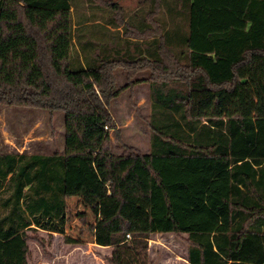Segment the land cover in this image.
I'll return each mask as SVG.
<instances>
[{
    "label": "trees",
    "instance_id": "1",
    "mask_svg": "<svg viewBox=\"0 0 264 264\" xmlns=\"http://www.w3.org/2000/svg\"><path fill=\"white\" fill-rule=\"evenodd\" d=\"M143 1L0 0V103L65 112L63 151L0 152V264L107 196L149 203L110 264H152V233H185L190 264H264V0ZM144 82L150 150L116 153L111 102Z\"/></svg>",
    "mask_w": 264,
    "mask_h": 264
},
{
    "label": "rangeland",
    "instance_id": "2",
    "mask_svg": "<svg viewBox=\"0 0 264 264\" xmlns=\"http://www.w3.org/2000/svg\"><path fill=\"white\" fill-rule=\"evenodd\" d=\"M118 1L134 11L143 0ZM98 2V1H97ZM121 12V11H120ZM120 12L117 21H122ZM117 84L128 80L122 69L116 71ZM138 74V77L146 76ZM151 87L149 82L131 85L111 102L115 128L110 129L111 146L116 153L123 144L142 152L150 150ZM65 147V112L0 103V152L35 151L50 153ZM69 222L64 233L42 229L29 230V264H110L113 246L110 233L130 227L134 231L149 228V203L146 197H131L124 203L113 196L68 199ZM128 225V226H127ZM152 264H190L185 233H152L149 238Z\"/></svg>",
    "mask_w": 264,
    "mask_h": 264
},
{
    "label": "crops",
    "instance_id": "3",
    "mask_svg": "<svg viewBox=\"0 0 264 264\" xmlns=\"http://www.w3.org/2000/svg\"><path fill=\"white\" fill-rule=\"evenodd\" d=\"M140 5H141V2H138V6H137V8H138V7H140ZM137 8H135V9H137ZM89 9H91V10H92V9H96V8H89ZM135 9H134V10H135ZM128 10H132V9H131V8H129Z\"/></svg>",
    "mask_w": 264,
    "mask_h": 264
},
{
    "label": "built area",
    "instance_id": "4",
    "mask_svg": "<svg viewBox=\"0 0 264 264\" xmlns=\"http://www.w3.org/2000/svg\"><path fill=\"white\" fill-rule=\"evenodd\" d=\"M129 235V234H128Z\"/></svg>",
    "mask_w": 264,
    "mask_h": 264
}]
</instances>
